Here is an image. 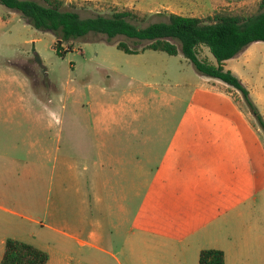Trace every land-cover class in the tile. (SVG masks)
Returning <instances> with one entry per match:
<instances>
[{
  "label": "crops",
  "instance_id": "1",
  "mask_svg": "<svg viewBox=\"0 0 264 264\" xmlns=\"http://www.w3.org/2000/svg\"><path fill=\"white\" fill-rule=\"evenodd\" d=\"M85 1L148 15L199 17L227 0ZM6 20L0 14V26ZM122 104H98L92 125L77 122L68 128L74 136H66L63 148L59 137L51 139L53 147L25 139L30 155L38 145L41 157L52 158L46 173L34 161L0 152V260L11 237L45 251L46 264H198L199 252L209 248L223 251L224 264H230V251L237 264H252L256 257L264 264V136L259 127L243 114L237 123L224 116L218 123L220 137L237 139V185L220 187L211 185L209 170L192 166L187 138L175 137L165 152L147 157L151 140L138 136V130L132 136L111 135L127 111ZM13 111L9 108L8 115ZM92 130L94 135H87ZM142 160H154L153 165L146 167Z\"/></svg>",
  "mask_w": 264,
  "mask_h": 264
},
{
  "label": "rangeland",
  "instance_id": "2",
  "mask_svg": "<svg viewBox=\"0 0 264 264\" xmlns=\"http://www.w3.org/2000/svg\"><path fill=\"white\" fill-rule=\"evenodd\" d=\"M257 2L227 0L211 14L224 11L249 15L256 11ZM64 7L77 11L81 17L110 15L114 7L121 9L110 3L85 0H64ZM0 14L7 19L0 26V109L6 115L0 117L1 153L23 162L34 161L35 167H42L46 173L52 166V158L45 154L41 157L38 145L30 155L27 139L53 147L51 139L59 137L63 148L66 136H74L68 128L77 122L92 125L98 104L120 106L123 103L127 111L122 113V124L111 135L132 136V130H138V136L151 140L145 147L146 154H151L147 157L165 152L175 137L187 138L193 153L192 166L209 170L211 185H237V139L220 137L223 131L218 123L223 116L237 123L243 114L259 127L238 90L217 78L197 73L180 51L169 55L145 49L128 54L115 43L106 42L101 35L89 33L69 44L63 43L58 53L56 38L51 32L33 28L2 4ZM166 19L167 15L146 14L137 24L146 26ZM115 40L130 46L136 43L124 35ZM145 44L146 41H140L136 47ZM199 56L207 60L211 57L214 62L206 47H199ZM226 66L247 86L250 100L264 115V41L252 42L229 59ZM130 94L136 95L134 101L128 99ZM9 108L14 109L11 115L7 113ZM26 110L30 111L28 115ZM259 131L262 134L260 128ZM90 134L94 135L93 130L87 133ZM13 137L19 139L17 144H12ZM150 161L142 160L141 164L150 167L154 160ZM128 162L132 166V161ZM223 179L226 180L222 182ZM226 221L232 222L230 216ZM227 259L230 264H237L234 251L227 252ZM252 264L262 262L256 257Z\"/></svg>",
  "mask_w": 264,
  "mask_h": 264
},
{
  "label": "trees",
  "instance_id": "3",
  "mask_svg": "<svg viewBox=\"0 0 264 264\" xmlns=\"http://www.w3.org/2000/svg\"><path fill=\"white\" fill-rule=\"evenodd\" d=\"M0 4L17 12L27 24L35 29L51 32L56 38V51L60 53L63 43L95 33L125 53L133 54L145 49L163 51L176 55L179 51L200 75L217 78L241 93L250 112L254 115L264 136V117L250 100L249 90L240 78L225 67V62L237 56L255 41H264V0H258L256 11L240 15L219 11L205 17L168 14L167 19L139 26L145 19L140 12L121 7L110 15L98 14L81 17L71 9H65L64 0H0ZM119 35L134 39L130 46L125 41L115 40ZM177 41V43L173 42ZM146 41L141 48L136 45ZM208 48L214 62L199 56V47ZM45 251L11 237L4 242L0 264H46ZM198 264H224L220 249H202Z\"/></svg>",
  "mask_w": 264,
  "mask_h": 264
}]
</instances>
